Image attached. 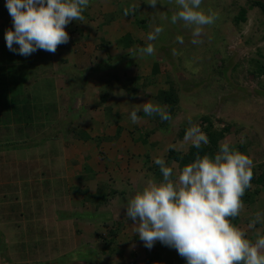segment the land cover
<instances>
[{
  "label": "rangeland",
  "instance_id": "374dc122",
  "mask_svg": "<svg viewBox=\"0 0 264 264\" xmlns=\"http://www.w3.org/2000/svg\"><path fill=\"white\" fill-rule=\"evenodd\" d=\"M251 1L202 0L200 10H211L217 19L203 27L196 38L200 42L193 44L191 26L182 21L171 23V16L178 10L175 0H159L155 7L146 0H90L83 13L85 21L73 20L65 27L69 35L66 44L58 45L55 53L37 50L26 57L8 55L4 34L12 28V18L8 11L0 12V63H15L9 77L12 74L20 81L25 76V91L32 93L30 89L38 84L49 92L47 85L52 77L67 80L81 74L84 77L86 72L91 75L81 70L84 66L93 65L88 67L93 70L101 66L119 68L120 75L130 77L128 90L134 96L117 98L123 90L114 89L111 95L116 103L112 100L109 106L126 114L131 108H142L145 102L153 103L171 117L162 121L158 115L148 118L141 112L140 116L145 117L133 124L129 116L119 115L113 118L117 129L110 142L104 130L90 131L102 133L96 139L101 145L94 140L90 143V139L85 143L69 141L67 147L71 152L67 162L72 165L68 170V188L65 163L58 153L59 139L49 140L47 147L44 143L52 134L58 136L70 129L69 124L79 115V106L64 103L59 118L57 112L50 117L40 116L38 130L31 132L25 142L12 143L15 147L1 130L0 140L7 141L0 144V174L5 182H14L10 186L13 201L0 208V221L6 225L0 223V264H185L175 249L158 241L150 250L144 247L125 207L148 180L161 179L159 166L153 163L155 158H163L179 174L187 163L171 159L168 150L172 148L181 154L187 151L191 141L184 137L191 126H198L204 134L208 128L214 134L213 154L221 143L228 142L252 158L255 175L264 172V70L257 69H264V10ZM4 8L5 0H0V9ZM242 8L244 21H237L235 17ZM155 27L163 31L149 41L147 35ZM126 36L127 40L122 38ZM178 37L183 43L177 41ZM149 43L154 46V53L140 54L138 49ZM73 54L83 57L75 61L77 56ZM63 63L66 69L61 66ZM165 89H172L178 100L170 112L167 104L156 97ZM139 97L143 105L136 103ZM89 113L87 110L84 119H77L88 131L94 124L89 121ZM2 146L7 150L18 147V152L4 153ZM36 146L42 147L39 152ZM19 159L32 163L53 159V174L35 180L33 173H29L26 178L25 170L13 165ZM83 163L93 164L96 170L91 169L90 175L84 168L80 171ZM75 172L85 176L78 175L79 183L83 180L84 184L74 189ZM50 193H54L55 199ZM66 193L70 199V205H66L69 214L65 209L53 213L47 205L53 204L52 199L62 201ZM241 199L244 207L231 223L245 230L254 242L258 234L264 235V224L252 229L247 226L257 212L264 213V183L251 182ZM86 212H95L96 217H83ZM16 223L21 227H15Z\"/></svg>",
  "mask_w": 264,
  "mask_h": 264
},
{
  "label": "clouds",
  "instance_id": "9594fccd",
  "mask_svg": "<svg viewBox=\"0 0 264 264\" xmlns=\"http://www.w3.org/2000/svg\"><path fill=\"white\" fill-rule=\"evenodd\" d=\"M158 2L146 0L153 7ZM89 4L90 0H5L12 18V28L4 34L6 47L25 57L37 50L55 53L58 45L69 41L65 27L73 20L84 22L83 13ZM175 4L178 10L171 23L182 21L191 26V42L199 43L196 38L203 27L212 25L217 15L200 10L202 0H175ZM162 31L155 27L147 39L154 41ZM177 41L183 43L180 37ZM138 52L150 56L154 46L149 43ZM139 112L149 117L158 115L162 121L171 119L160 105L145 103L130 111L133 124L138 122ZM184 139L196 149L208 144L198 126L189 127ZM153 163L159 166L161 179L148 180L125 207L144 247L150 250L158 241L175 249L185 264H264V235L258 234L253 242L245 230L231 223L243 209L241 198L251 187L252 158L223 142L212 155H196L178 175L161 157ZM257 224H264V213L257 212L247 227L252 229Z\"/></svg>",
  "mask_w": 264,
  "mask_h": 264
},
{
  "label": "crops",
  "instance_id": "0c3cea01",
  "mask_svg": "<svg viewBox=\"0 0 264 264\" xmlns=\"http://www.w3.org/2000/svg\"><path fill=\"white\" fill-rule=\"evenodd\" d=\"M73 55L77 56L74 59L75 61H77L78 58L83 57L80 54H73ZM66 63H63V65H61L65 69L67 66ZM14 65L15 63L8 64V62L4 63L3 61H1L0 63V133H1V130L2 132H4L5 138L8 139L9 144H11L12 146L15 147V145L12 144L14 142L22 143L23 141L24 142L27 141L32 136L31 132L34 133L38 130L37 122L40 116L50 117L52 113L55 114L57 112L58 113L57 118H59V115H60L61 109L63 108L64 103L68 105L79 106V111H78L79 115H76V118L73 119L72 123L69 124L68 128L70 129H68V131L65 130V132H59L58 136L55 134L54 135L52 134V136H50L48 140H45L47 142L45 141L41 142V143L45 142L44 145L47 147L49 140L54 142V139L56 140L59 139L57 141H60L61 149L58 151V153L61 155V158L63 162L65 163V171H66L65 185H66V188H68L71 186L70 178L68 177L71 175L68 174V170L72 165L70 162H67L70 160L69 154L71 152V149L67 147V145L69 144V141L77 140L78 142L81 141L85 143L87 139H90L91 140L90 143L94 140L93 143L95 144L98 143L99 145H101L102 143L96 141V139L98 138V136L101 137L102 133L94 134L90 131L94 132L95 130H98V131L104 130L106 132L104 134L105 138L109 139L108 142H110V139L116 136L115 130L117 129L114 126L113 118L119 115L120 117H122V115H124L125 117H128L132 109H140V107L131 108L125 114L121 112L123 111L122 109L117 110L115 106L111 107L113 102L114 104L116 103L115 99L113 100V96L111 95L114 89H116V91L123 90V92L121 91L119 93L120 97L117 96V98L126 99V98H129V95H132V97L134 96L133 91L131 89L128 90L129 85H127L128 83H132V81L130 77L126 79V77H123V74L120 75L118 73L119 68L118 69L116 68L112 69L111 67L106 68V67H102L101 63H99L101 67H98L97 70H93V67L88 68L93 65H89L88 67L84 66L81 69L82 71H89L91 75L90 74L88 75V72H86V75L84 77L81 74L77 76V79L75 78L73 79L71 77V78H68L67 80H66V77L62 78L61 80H58L57 77L55 78L52 77L53 80L48 82V85H47L49 88V92L44 90L45 89L43 87L44 85L42 86V85L36 84L35 86H33L34 88L30 89L33 91L32 93H30L29 91H25V87H24V84H25L24 81L26 80L25 76H21L20 81H16V78L12 74L9 77L10 71L12 69H15V67H13ZM92 71L94 72V75H92ZM104 74H111V75L104 76ZM112 74H114V76H112ZM146 88L148 89V86H146L145 89ZM47 94H49V97H47ZM12 100H15V101L12 102ZM43 100H45V103L42 104ZM140 100L141 99L139 97L136 103L138 104ZM110 104L111 106H109ZM140 104L143 105L142 102H140ZM86 106L89 108L84 109V107ZM87 110H88V113L90 112L89 121L94 123L92 129H89V131L86 129L85 125H82V121H77V119L81 116L84 119ZM138 115H139L138 120L145 117L144 115L140 116L141 112H139ZM147 117L149 118V116ZM115 120L117 121V118ZM15 136H20V137H17L18 139L17 138L15 139ZM140 137L141 136L138 135L139 141L142 142ZM7 139H4V141L0 140V144H4L5 141H7ZM33 145L35 147V144ZM36 148H37V152H39L40 148L42 147L36 146ZM27 149L28 147L25 150ZM2 150L4 151V153L6 152L10 153L12 150H14L15 152H18V147L14 149L9 148L8 150L3 147ZM45 151L47 153V149H45ZM50 151L53 152L52 149ZM18 161L19 162H16L13 165L18 166V167L20 165L21 169H24L26 172L25 174L26 178L28 177L29 173L30 175L33 173L35 180H37L38 177L40 176H46V174L52 175L53 170L55 168L54 163L52 162L53 159L51 161H48L47 163L46 162L32 163L28 160L26 161L23 159L22 161L21 159H19ZM63 165H61V169L63 168ZM81 166L82 167L80 171H82L84 168L85 170L90 171L89 175L91 174V169H93L94 171L96 170L94 165L91 163H86V164L83 163ZM74 168L77 169L78 166L77 167L75 166ZM38 169L39 171H37ZM78 172L73 173V176L74 177L76 176L72 184L74 189L75 187L78 188L79 186H82L84 184L83 180H81L80 183L78 181V178H79L78 175L80 174L84 175V173H78ZM47 181L46 180L44 181L45 184L47 183ZM13 182L14 181L5 182V180H3L0 174V208L1 207L5 208L6 203L13 201L10 195L13 193V191L10 189V186L12 185ZM50 194L52 195V198L55 199L53 196L54 193H50ZM92 194H94V192H92ZM63 197L64 199L60 202L52 199L53 204H51V206L47 205V207H51V210H53V213L54 211L60 212L63 209L67 210V213H68L70 209H69V206L66 207V205L67 203L68 205H70L69 195H67L66 193L64 194ZM25 202H27V200ZM46 204L48 203L46 202ZM11 207H14V206H11ZM2 211L4 210L2 209ZM91 214L93 215L90 217ZM82 215L83 217H88V218L96 217L95 212L93 213L86 212L85 214L83 213ZM0 223L2 224L1 221ZM3 224L2 226L6 227V225H3ZM16 224L17 225H15V227L17 228L21 227L19 223H16ZM27 224L28 222L25 223L23 226H26Z\"/></svg>",
  "mask_w": 264,
  "mask_h": 264
},
{
  "label": "trees",
  "instance_id": "16d2710c",
  "mask_svg": "<svg viewBox=\"0 0 264 264\" xmlns=\"http://www.w3.org/2000/svg\"><path fill=\"white\" fill-rule=\"evenodd\" d=\"M251 3L253 5L259 6L262 10H264V1L252 0ZM2 11L6 12L8 10L5 7L4 9H0V12H2ZM244 14H245V10L243 8L240 9L239 13L235 17V20L244 21ZM123 38L126 40L128 39L127 36L123 37ZM125 44L128 45L130 43H125ZM14 47H18V46L14 45ZM14 54L16 55V53L9 51L8 55L14 56ZM257 69L259 72H262L264 70L262 66H259ZM156 97L159 98V100L161 102L167 104V109L169 112L172 110V108H174V106L176 105V103L178 101L177 96L175 95V93L172 89L160 90L157 93ZM15 100H12V102H14ZM206 134L208 136V144L207 145H202L200 149L193 148L190 145L187 148V151H185L182 154L177 152L176 150L170 148L168 150V156L174 160L178 159L177 161H179L181 159L182 163L184 162V163L188 164L194 160L196 155H201V156H203L204 154L212 155L213 154V147L216 145V139H215L214 134H212L211 132L208 131V128H206ZM251 182L257 183V184L264 183V172L260 173L259 175H255L253 172V178H252ZM101 197H103V196L101 195Z\"/></svg>",
  "mask_w": 264,
  "mask_h": 264
}]
</instances>
